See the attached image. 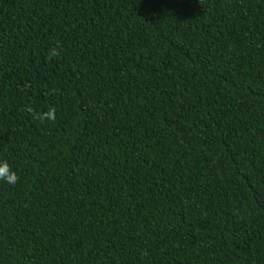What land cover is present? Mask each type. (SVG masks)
I'll return each mask as SVG.
<instances>
[{"label":"trees","instance_id":"16d2710c","mask_svg":"<svg viewBox=\"0 0 264 264\" xmlns=\"http://www.w3.org/2000/svg\"><path fill=\"white\" fill-rule=\"evenodd\" d=\"M4 160L0 264H264V0H0Z\"/></svg>","mask_w":264,"mask_h":264},{"label":"clouds","instance_id":"9594fccd","mask_svg":"<svg viewBox=\"0 0 264 264\" xmlns=\"http://www.w3.org/2000/svg\"><path fill=\"white\" fill-rule=\"evenodd\" d=\"M29 112L32 111L31 108L28 109ZM41 118H47L49 120H55V109H49V111L45 114H42ZM0 180L15 185L19 177L17 176L16 172L12 170V168L9 166L8 162L6 160L0 161Z\"/></svg>","mask_w":264,"mask_h":264}]
</instances>
